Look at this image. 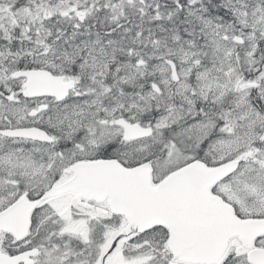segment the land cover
Segmentation results:
<instances>
[{"label": "snow or ice", "instance_id": "obj_1", "mask_svg": "<svg viewBox=\"0 0 264 264\" xmlns=\"http://www.w3.org/2000/svg\"><path fill=\"white\" fill-rule=\"evenodd\" d=\"M0 264H264V0H0Z\"/></svg>", "mask_w": 264, "mask_h": 264}]
</instances>
